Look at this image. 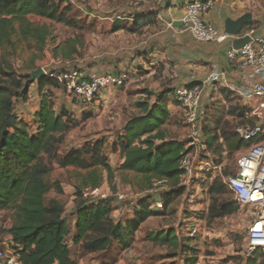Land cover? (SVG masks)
Returning <instances> with one entry per match:
<instances>
[{
    "label": "trees",
    "instance_id": "1",
    "mask_svg": "<svg viewBox=\"0 0 264 264\" xmlns=\"http://www.w3.org/2000/svg\"><path fill=\"white\" fill-rule=\"evenodd\" d=\"M35 15L70 27L79 24L78 5L64 0H0V212H12V227L8 230L12 247L19 254L23 264H76L67 242L69 223L64 216L66 193L58 181L51 179L50 167L43 160V154H55L64 141V135L77 125L69 110L55 108L52 90L59 82L46 75L34 81L31 72L18 74L13 60L22 59L25 67L34 70L36 62L42 59L52 35L50 27L33 22L29 16ZM140 21L132 26L116 20L111 29L116 31L128 28L138 31ZM141 23V22H140ZM81 43L78 37H71L57 44L54 57L72 58ZM38 82L40 108L35 114L36 127L24 120L16 111V103L26 101L30 87ZM189 86V87H193ZM170 91L157 95L153 104L140 102L141 112L133 115L118 135L114 149L124 155L120 169L132 172L142 180L144 189H152L156 180L165 179L169 189L147 194L138 201L134 217L124 223L114 222L110 215L114 210L111 199L87 202L82 199L84 187L102 186L103 172L114 178V169L107 156L106 138L89 141L80 147H71L57 155L61 167L74 166L79 173L77 205L75 211V234L73 241L82 243L87 252L95 253L110 248L114 241L129 247L141 225L151 216L162 215L169 208L171 196L188 191L180 186L183 170L180 161L186 149V140L168 138L163 125L169 117L166 98ZM229 113L244 120L248 114L229 109ZM86 118V116H85ZM254 127L256 122L250 120ZM242 123V122H241ZM247 126V125H245ZM203 135L210 152L223 155L246 148L264 139V133L246 141L234 128H221L202 125ZM224 139V143L221 142ZM117 145V146H116ZM214 156V154H213ZM216 160L219 161L217 158ZM55 189L57 195L50 197ZM159 195V197H157ZM214 197L209 206L210 220L232 215L239 204L230 196L231 190L214 182L211 186ZM218 196V197H217ZM216 197V198H215ZM220 197V198H219ZM163 201V209L152 207L155 200ZM146 238L155 244L179 248L184 254L183 264H196L198 249L188 244L179 235V230L170 228L148 232ZM248 256L244 264H264L255 256Z\"/></svg>",
    "mask_w": 264,
    "mask_h": 264
},
{
    "label": "rangeland",
    "instance_id": "2",
    "mask_svg": "<svg viewBox=\"0 0 264 264\" xmlns=\"http://www.w3.org/2000/svg\"><path fill=\"white\" fill-rule=\"evenodd\" d=\"M66 3L73 2L79 5L78 16L79 24L84 25V28H74L62 23H57L49 19L39 16L30 15V19L40 25H48L52 31L49 37L45 53L42 59L37 60V68H44L48 72L61 71L65 69L76 68V64L81 63V60L87 58H94L102 52H114L115 48L120 47V40L109 37L108 31L110 29L109 20L100 19L99 11L101 6L113 5L117 3L128 4L130 0H64ZM94 11L97 15L91 16L89 12ZM123 14V13H122ZM107 15L112 16L106 12ZM121 15V13L117 14ZM99 30H101L99 32ZM102 38L100 42V37ZM71 37H78L81 41L77 45V52L75 53L76 61L66 63L63 57L61 61L54 60L53 50L55 46ZM125 42V41H124ZM120 43V44H119ZM110 54L112 58L115 57ZM109 56V54L107 55ZM14 68L18 74H25L32 72L28 67H25L22 59L13 60ZM74 64V65H73ZM58 87H52L47 90H52V98L57 104V107L62 106V102L54 95ZM59 88H64L62 85ZM58 92V91H57ZM129 101V99H127ZM213 109L208 107L202 125H209L211 129L215 126L221 128H230L234 130L242 125L252 126L250 120L258 121V118L252 113L248 114L241 120L239 117H233L229 113V109L223 102L214 101ZM102 109L100 110V112ZM131 115L135 110L131 106L126 105L122 100L117 99L115 104L109 105L102 115V120L91 118L86 115H75V122L77 125L69 130L64 135V141L59 145L58 152L52 155L43 154V160L50 167L51 179L58 181L66 193V202L64 207V216L69 223V236L67 242L71 249L72 258L76 264H182L184 262V254H181L179 248L155 244L146 238L148 232L167 230L174 228L179 230V235L188 242V244L196 246L198 249L197 264H242L246 260V244H247V224L249 223L248 210L244 206H240L238 211L232 215H226L221 218L210 220L208 217L209 206L214 197L211 195V186L214 182L227 185L224 182V176L233 174L236 171L237 153L230 154L224 151L223 155H219L213 151L214 158L219 159L223 163L222 173L216 172L214 176L210 174L204 175L203 179L198 181L196 188H191L179 195L171 196L170 206L162 215H155L149 217L137 231L132 244L129 247L122 246L119 242L114 241L109 249L100 252H87L84 250L82 243L76 244L73 241L75 234V210L78 202L77 188L79 184V173H84L85 170L78 168H62L57 162V155L69 150L71 147H80L86 142L94 141L96 139L106 138L108 142L107 156L114 169V178L111 180L106 171L103 172L102 186L111 193V204L114 208L110 218L117 222L127 221L134 217L133 212H129V206L132 201L140 199L143 195L153 194L157 195L152 189H144L141 186V178L132 172L122 171L119 167V161L113 163L110 156L117 154L119 157V150L114 149V144L119 135L116 130V121H118L120 114L128 113ZM74 115V114H73ZM88 117L89 120L87 119ZM87 119V120H86ZM242 122V123H241ZM90 123V124H89ZM113 124V125H111ZM184 127L185 129H182ZM168 130L171 137L186 140L188 127L184 123V118L178 122V126L169 123ZM182 130V131H181ZM117 146V145H116ZM218 161V160H217ZM229 189V188H228ZM122 191L126 193L127 200L119 201L114 198L116 192ZM57 195V191L53 189L50 192V197ZM218 197V196H217ZM233 200V195L230 196ZM216 198V197H215ZM220 198V197H219ZM2 219L8 226L12 222V212L6 211L2 214ZM194 226L197 228L195 235H190L189 228ZM12 241L7 228H0V247H6L5 243ZM11 244V243H10ZM230 250L231 253L223 254V251ZM234 250V252H232ZM236 252V253H235ZM239 252V253H237ZM224 256V257H219ZM258 262L264 260V253L259 251L255 256Z\"/></svg>",
    "mask_w": 264,
    "mask_h": 264
},
{
    "label": "crops",
    "instance_id": "3",
    "mask_svg": "<svg viewBox=\"0 0 264 264\" xmlns=\"http://www.w3.org/2000/svg\"><path fill=\"white\" fill-rule=\"evenodd\" d=\"M190 1L193 0H163L162 3L155 4L153 0H130L128 4L116 2L113 5L101 6L97 11L100 14L99 17L112 22L107 34L110 35L109 37H115L116 41L120 40V47L115 48L114 52L111 53L104 51L89 60L84 58L81 63L76 64V68L81 70L85 77L106 72L119 74L128 71L130 78L124 86H110L104 89L97 99L89 104H83L65 88L58 87L54 99L57 96L62 102V106L57 107L55 103L56 110L65 108L72 115L74 114V118L75 115H82L84 119L88 115L91 118L102 120L105 109L120 99L136 111L131 115L129 112L120 114L118 121H116V130L121 135L129 119L141 112L140 102H149L151 105L156 102L157 95L164 91H170L166 98L169 117L166 124L163 125V129L167 137L173 139L175 137H171L168 130L169 123L178 126V122L184 115L182 106L175 99V91L178 88L192 85H199L202 88L200 107L202 120H204L207 112L206 109L208 107L213 109L214 101L223 102L228 109H234L238 113L245 112L248 114L251 112L257 98L251 96L250 93L255 82L261 79V73L250 67H239L227 55L228 50L234 47V41L242 34L229 35L223 42L196 40L183 25H178V22L182 21L184 6ZM212 1L214 3L213 8L204 16L207 22L220 31L226 32L227 19L236 20L244 14L250 13L252 20L246 25L243 33L254 30V37H264V0ZM106 12L113 15H101L106 14ZM89 13L91 16H97L94 11ZM119 13L121 15H117ZM116 20L127 22L128 26L140 21L141 29L133 31L122 28L112 31L111 27ZM101 40L100 37V42ZM112 53L115 55L114 58L110 56V54L113 55ZM108 54L109 56H107ZM75 57L74 54L72 58H67L66 63H74ZM55 60L61 61V58L55 57L53 61ZM213 74L216 77L211 78ZM40 102L38 82L36 81L30 87L28 99L16 103L17 113L27 123L32 124L34 128L37 126L34 120L35 114L40 108ZM90 117L87 119L89 120ZM233 117L236 116L233 115ZM182 129L185 128L182 127ZM176 139L181 140L180 138ZM220 141L224 143L223 138ZM261 142H264V139ZM246 148L234 153H237L238 156ZM118 154L119 157L117 154H111L110 158L113 163L119 161L120 167L124 161V155L121 150ZM121 222L124 223V221ZM222 253L229 254L231 251L226 250ZM229 264L233 263L230 261Z\"/></svg>",
    "mask_w": 264,
    "mask_h": 264
},
{
    "label": "built area",
    "instance_id": "4",
    "mask_svg": "<svg viewBox=\"0 0 264 264\" xmlns=\"http://www.w3.org/2000/svg\"><path fill=\"white\" fill-rule=\"evenodd\" d=\"M155 4L163 0H153ZM212 0H193L185 4L182 17L183 27L199 41L223 42L229 37L226 32L220 31L204 18L213 8ZM242 35L251 37V41L241 48L231 47L228 58L241 68H253L261 73L259 79L252 87L251 96L257 98L251 112L258 118L254 127L239 126L237 132L246 141L264 133V37H254V30L244 32ZM46 71V70H45ZM47 75L55 78L67 92L76 96L83 104L93 102L101 92L110 87L124 86L130 78L128 71L114 74L106 72L85 77L81 70L72 68L61 71H46ZM216 77L215 74L211 78ZM202 88L199 85L182 87L175 91V99L180 103L184 111V121L188 127L186 149L183 153L180 167L183 170L180 186L187 190L196 188V184L204 175L214 176L216 172L222 173L223 163L218 162L210 152L202 130L201 112ZM224 182L231 190L234 200L248 210L249 225L247 227L246 255L251 256L256 251L264 253V142L249 145L236 159V171L224 176ZM170 187L165 179L156 180L152 191L161 193ZM81 197L87 202H97L103 199H111L110 192L102 186H87L82 189ZM114 198L119 201L127 200L126 193L116 192ZM139 199L132 201L129 212L135 213ZM152 207L163 209V201L158 199L152 203ZM0 212V228L8 226L2 219ZM190 235H195L197 228H189ZM11 243V244H10ZM5 243L6 247H0V264H23L19 254L12 247V241Z\"/></svg>",
    "mask_w": 264,
    "mask_h": 264
},
{
    "label": "water",
    "instance_id": "5",
    "mask_svg": "<svg viewBox=\"0 0 264 264\" xmlns=\"http://www.w3.org/2000/svg\"><path fill=\"white\" fill-rule=\"evenodd\" d=\"M252 20V15L250 13H246L240 18L233 20V19H227L226 21V33L229 35L237 36L240 34H243V31L245 30L246 25ZM178 25H183V22H178ZM251 41V37L248 35H240L235 41H234V47L235 48H241L244 45H246L248 42ZM31 80L34 81L36 79H40L47 75L44 68L40 67L36 70L32 71L30 73Z\"/></svg>",
    "mask_w": 264,
    "mask_h": 264
}]
</instances>
